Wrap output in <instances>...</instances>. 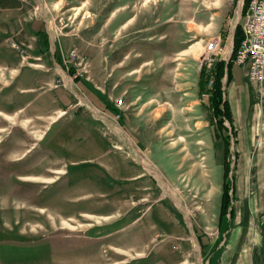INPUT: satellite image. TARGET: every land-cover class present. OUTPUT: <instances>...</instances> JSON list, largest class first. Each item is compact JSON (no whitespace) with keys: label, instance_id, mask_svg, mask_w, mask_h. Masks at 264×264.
<instances>
[{"label":"rangeland","instance_id":"rangeland-1","mask_svg":"<svg viewBox=\"0 0 264 264\" xmlns=\"http://www.w3.org/2000/svg\"><path fill=\"white\" fill-rule=\"evenodd\" d=\"M42 1L44 30L61 50L60 73L49 51L17 48L20 41L24 48L38 45L28 28L13 36L25 12L28 24L44 13L0 0L2 52L13 46L24 63L44 72V80L24 82L34 88L24 91V103L41 97L42 107L30 112L46 114L30 128L42 132L61 113L52 106L63 109L39 141L25 129L27 120L24 129L10 127L0 114L6 127L0 130V264H206L223 245L225 229L242 224L239 216L232 222L224 215L218 227L224 156L230 195L232 186L238 189L229 205L251 209L263 234L264 203L253 196L262 183L252 182L262 151L250 148L247 182H234L243 167L234 165L232 141L226 152L223 145L226 135L233 139L234 125L226 113L219 121L208 105L213 76L199 84L200 60L214 36L208 38L214 27L229 28L236 0ZM0 102L1 109L9 106L8 99ZM216 126L222 139L214 136ZM19 136L35 142L28 153L17 148ZM25 173L56 175L31 180Z\"/></svg>","mask_w":264,"mask_h":264},{"label":"crops","instance_id":"crops-1","mask_svg":"<svg viewBox=\"0 0 264 264\" xmlns=\"http://www.w3.org/2000/svg\"><path fill=\"white\" fill-rule=\"evenodd\" d=\"M18 1L21 4L24 3L23 5L26 6L27 8H29V6L30 7L32 6L36 10L39 9L38 12L40 14L42 13L44 14H42L40 18L41 21L38 20L35 22H30V24H28L25 16L27 15V12H25V15L23 16L24 22L20 20L18 24L21 32H19L18 30L14 31L13 36L18 37L17 36L18 33L24 35L25 29L28 28L31 31V37H34L35 39L38 40V45L36 46L28 45V48H24L23 46L24 41H20L21 44L23 45L22 46L20 45V47L17 48H20L22 52H24V49H26L29 50L30 53H34V54L44 53L45 51H49L51 53V56L49 58L51 67L52 69L54 68L58 73H60V68H62V66L59 63L57 55L61 53V50L55 43V37L53 36V43L50 42L51 41L50 38L52 36L50 35L49 31L44 30V25H46L47 29H48V25H47L45 10H43V6H44L43 1L32 0V2L34 3H32L31 5L29 4L31 0H18ZM247 6H248L247 0H236L234 11L232 12L233 14L230 17L228 16L229 18L227 19L228 24L230 23L228 25L229 28L228 27L221 28L220 26L214 27L213 30L215 33L208 38L209 40L214 35H218L221 38L222 43H224L225 47L228 49L226 54L223 57H221L222 59L225 60V63H227L233 50L234 36L237 26H239L241 30V34L243 36L242 24L247 12ZM14 10H19V9H14ZM10 22L12 23V20H10ZM197 37H199V35H197ZM199 39H203V36H201ZM9 48L11 51L7 50L9 52H2L1 50L2 45H0V83L4 86L9 85L8 89H6L4 92V99L9 100V106L6 109H1L2 107L0 106V114H2L5 119L10 121L9 122L10 127L15 124L16 126H20L21 128L24 129V119H25L29 122L30 124L29 128H30L33 125L32 123L35 120V118H40L41 120H43L46 114H44V111L36 112V113L30 112L31 106L32 108L42 107V104H40L41 97H38L37 99L31 97L27 99L26 102L24 103V91H29L34 89L32 86H26L24 88V82L33 83L41 79L44 80V75H42L44 72L37 65H32L28 62L24 63L23 54L19 53V51L15 47L10 46ZM42 50L44 51L41 52ZM229 67H230V73L228 77L226 76V68H227L226 65L224 67L225 69L224 75L222 76V80L226 81V83L223 81L224 83L223 88H225V96L227 99L230 119L234 125L233 126L234 132L231 136L233 139L228 138L229 140L228 147L230 146L231 143H233L236 146V150L233 151V154L235 156L234 165L239 164L243 167L239 169V173L238 174L236 173V175H234L235 178L232 179L234 182L237 181L241 184L247 182L245 176L247 174V171L249 172L250 167L252 166L251 154L249 150L250 148L254 147L257 148L258 151H262L259 152L260 154L255 164L256 175L254 174V176L252 177V182L262 183L259 190H257L256 194H253V196L255 198H261L262 203H264V81L261 83V85H259L258 82L249 80L245 75L246 66H242L236 63L233 59L229 63ZM25 68H27V70H30L32 73H30L29 75H25L26 74L24 70ZM75 83L78 86L76 81ZM87 86L88 85H86V87ZM226 87H228L227 90ZM87 88L89 90V87ZM80 90L86 96L88 101H90L95 107L96 106L98 107V104H96V98H94L93 95L86 94L82 89ZM56 98L57 96L55 97L51 95L50 102L51 100L53 102ZM34 102H36L37 104H34ZM24 109L29 110V112L25 111L28 112V114L25 113L24 115ZM52 109L54 110L61 109L60 111L61 113L63 110L62 108H60V106H52ZM103 112L106 113V111L104 110ZM61 113H58L57 117H59ZM107 115H109V113ZM57 117L52 118L51 121L53 122L50 124V127L49 126L46 127V129L43 130L42 132L40 128L39 130H35V131L32 128H30L31 130L28 128L25 129L31 134L33 132V134H35V141L37 140L39 141L40 138L43 139L45 137V133L48 130V128H52V129L54 128V125H56L55 122ZM37 120L38 119H36V121ZM226 132L230 133L231 127L227 128ZM213 133L216 138L222 139L221 130L219 127L216 126ZM17 140H20L19 145L22 146L21 143L25 144L23 145L24 152L22 154L28 153V149L35 143L30 141L29 139H26L25 141L24 139H22L23 140L22 141L20 139V136ZM230 140L232 141L231 143ZM17 148L20 149L21 147L18 146ZM240 150L242 152H240ZM237 158L239 159V162ZM258 169L260 171L259 175L257 174ZM55 170H61V168H57ZM55 175L56 174H54V176H51L47 174L42 175L38 173H25L23 177L31 180H36V179L51 180L53 177H55ZM132 177L135 178L136 176L132 175ZM234 188H235L234 189V197H235V194L238 189H236L237 187H235V185ZM241 192H242V187L240 185V193ZM240 193H238L237 196H242ZM243 196L245 195L243 194ZM254 209H259V208L257 206ZM262 212H264V205ZM225 216L226 217L229 216L230 218H232V222H234L235 218L239 216L238 219L241 220L242 224L241 225L230 224L229 227L225 229V231L228 232V234L223 238L222 240L223 242L221 241L219 242L220 246L222 244L223 245L219 247L220 249L218 250L213 249L207 255L206 264H209L210 259L212 257L213 258L216 257L215 262L217 264H264V233L261 234L259 231L262 224L260 218L256 217L255 219L254 217H251V209H249L248 207L247 209H245V211H243V213H241V208L237 209V207H234L233 215L231 216L229 215V213H227ZM251 219H253V223L251 222ZM218 227L219 228L222 227V221L220 222ZM207 242L208 241L203 242L204 246L203 245L202 246L205 247ZM217 252L218 255L216 256ZM211 253L213 254V256L210 255Z\"/></svg>","mask_w":264,"mask_h":264},{"label":"built area","instance_id":"built-area-1","mask_svg":"<svg viewBox=\"0 0 264 264\" xmlns=\"http://www.w3.org/2000/svg\"><path fill=\"white\" fill-rule=\"evenodd\" d=\"M247 1V12L242 24L243 36L235 50L233 60L246 66L245 75L249 80L261 85L264 81V0ZM227 50L221 38L214 35L209 52L200 60V67L204 65L210 68L218 58L226 54Z\"/></svg>","mask_w":264,"mask_h":264},{"label":"trees","instance_id":"trees-1","mask_svg":"<svg viewBox=\"0 0 264 264\" xmlns=\"http://www.w3.org/2000/svg\"><path fill=\"white\" fill-rule=\"evenodd\" d=\"M242 38L241 30L239 26H237L236 31H235V36H234V45H233V50L232 53L227 61L225 63V60L222 58H218L210 68H208L207 74H205L207 68L203 65L200 67V77H199V84L201 87L205 86L206 80L208 79L209 75L213 76L212 79V85L207 87L209 90V97H208V105L212 109V114L214 117H218V120L221 121L220 115L223 113H226L227 116L230 118V113L228 111V105H227V99L225 96V88H223V80L222 76L224 75L225 72V65L227 66L226 68V76L228 77L230 73V67L229 63L232 61L234 57L235 50ZM213 73V74H212ZM77 78V77H76ZM220 128V127H219ZM221 129V128H220ZM216 134V133H215ZM227 136V135H226ZM224 137V152L229 149V141L227 140V137ZM225 155V153H224ZM223 183H222V192H221V203H220V222L221 219L223 218L224 215L229 213V215H233L234 212V207L230 206V197L234 198V186H232V195L229 193V162L226 160V157L224 156L223 160ZM230 206V207H229ZM219 222V223H220ZM200 235V233H198ZM201 236V235H200ZM204 245V243L202 244Z\"/></svg>","mask_w":264,"mask_h":264},{"label":"flooded vegetation","instance_id":"flooded-vegetation-1","mask_svg":"<svg viewBox=\"0 0 264 264\" xmlns=\"http://www.w3.org/2000/svg\"><path fill=\"white\" fill-rule=\"evenodd\" d=\"M5 86H7V87H9V85H5ZM5 86L4 85H2V86H0V89L2 88H5ZM0 98H3L4 99V93L2 92H0ZM2 105V103L0 102V106ZM8 108V107H7ZM3 116V115H2ZM4 117V116H3ZM5 119V118H4ZM15 125V124H14ZM4 128H6V127H0V130L1 129H4ZM19 144L20 143H17V147L19 146ZM22 145H24V143H21ZM21 157V156H20ZM20 157H16V158H13V160L15 161L16 159H18V158H20Z\"/></svg>","mask_w":264,"mask_h":264},{"label":"bare ground","instance_id":"bare-ground-1","mask_svg":"<svg viewBox=\"0 0 264 264\" xmlns=\"http://www.w3.org/2000/svg\"><path fill=\"white\" fill-rule=\"evenodd\" d=\"M211 45H212V40L210 42H208V44L206 45V52L207 53L209 52Z\"/></svg>","mask_w":264,"mask_h":264}]
</instances>
